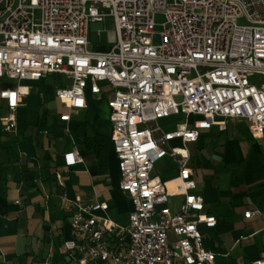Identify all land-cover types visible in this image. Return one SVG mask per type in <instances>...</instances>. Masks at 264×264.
Segmentation results:
<instances>
[{"label":"built area","instance_id":"obj_1","mask_svg":"<svg viewBox=\"0 0 264 264\" xmlns=\"http://www.w3.org/2000/svg\"><path fill=\"white\" fill-rule=\"evenodd\" d=\"M106 19L109 42L92 48L88 25ZM48 75L61 122L84 110L87 96L106 94L117 188L131 203L125 225L98 215L105 202L66 209L75 264H214L200 228L216 220L194 192L186 146L231 119L253 138L264 133V0H0L1 131L14 129L15 109L34 89L17 84ZM176 117L172 130L157 123ZM165 156L177 171L172 192L152 176ZM76 161L74 151L62 154L64 168ZM171 196L181 197L174 212ZM255 216L264 220V204L242 213Z\"/></svg>","mask_w":264,"mask_h":264},{"label":"crops","instance_id":"obj_2","mask_svg":"<svg viewBox=\"0 0 264 264\" xmlns=\"http://www.w3.org/2000/svg\"><path fill=\"white\" fill-rule=\"evenodd\" d=\"M55 80L48 75L19 82L21 90L34 89L15 109L14 129L0 130V264H75L65 246L72 241L66 209L76 200L105 202L107 209L99 216L118 225L127 223L131 203L117 188L105 99L87 96L86 108L61 122L58 115L64 109L53 97ZM32 93L40 105L27 116L24 97ZM52 101L60 105L58 112L48 107ZM93 136L99 138L96 150L82 145L83 138ZM186 149L194 192L216 220L213 227L200 228L204 248L214 253V264H249L264 257L263 218L242 217L245 210L264 204V133L253 138L245 121L231 119L222 131L216 126L201 130ZM69 151L75 152L77 161L64 168L62 154ZM157 167L166 169L165 174L152 176L172 192L177 174L173 161L165 156ZM180 200V196L168 198L171 212Z\"/></svg>","mask_w":264,"mask_h":264},{"label":"rangeland","instance_id":"obj_3","mask_svg":"<svg viewBox=\"0 0 264 264\" xmlns=\"http://www.w3.org/2000/svg\"><path fill=\"white\" fill-rule=\"evenodd\" d=\"M154 21L156 22V26L154 27V30L157 32L160 30V26L158 23L162 21V16L160 13H156L154 15ZM110 30H111V24L109 19H106L103 23L101 22H91L88 25V39L90 42V45L92 48H96L98 46H106L110 39ZM96 31H99L98 36L96 35ZM3 79H0V86L2 84ZM65 80L63 76H59L58 78V85L62 86L64 84ZM45 91H49L48 88L45 89ZM52 91V89H51ZM104 98H106V94L103 95ZM24 105L26 106V115L29 116L32 114V112L40 105V100L38 98V95L35 93L29 94L26 97H24ZM48 107L55 109L57 112L60 110V105L56 101L49 102ZM1 113V112H0ZM180 120L179 117L176 118H167V119H161L157 123L160 128H162L164 131L172 130L173 129V123L178 122ZM159 161L154 163V167L152 170V175H156L158 177L165 174L166 169H160L158 168Z\"/></svg>","mask_w":264,"mask_h":264},{"label":"trees","instance_id":"obj_4","mask_svg":"<svg viewBox=\"0 0 264 264\" xmlns=\"http://www.w3.org/2000/svg\"><path fill=\"white\" fill-rule=\"evenodd\" d=\"M99 144V138L96 136L93 137H85L82 140V145L86 148H93V149H97Z\"/></svg>","mask_w":264,"mask_h":264},{"label":"snow or ice","instance_id":"obj_5","mask_svg":"<svg viewBox=\"0 0 264 264\" xmlns=\"http://www.w3.org/2000/svg\"><path fill=\"white\" fill-rule=\"evenodd\" d=\"M69 160H71V157H69Z\"/></svg>","mask_w":264,"mask_h":264}]
</instances>
